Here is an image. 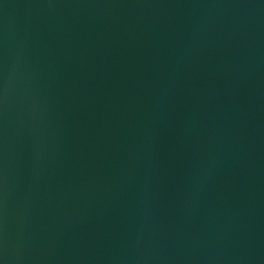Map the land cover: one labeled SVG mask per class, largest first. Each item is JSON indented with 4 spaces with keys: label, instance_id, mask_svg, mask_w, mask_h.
<instances>
[{
    "label": "water",
    "instance_id": "95a60500",
    "mask_svg": "<svg viewBox=\"0 0 264 264\" xmlns=\"http://www.w3.org/2000/svg\"><path fill=\"white\" fill-rule=\"evenodd\" d=\"M0 264H264V0H0Z\"/></svg>",
    "mask_w": 264,
    "mask_h": 264
}]
</instances>
